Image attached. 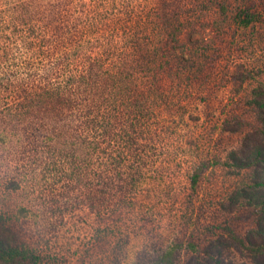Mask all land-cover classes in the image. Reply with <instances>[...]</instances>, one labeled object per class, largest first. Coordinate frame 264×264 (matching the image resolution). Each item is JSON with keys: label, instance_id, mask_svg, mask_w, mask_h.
<instances>
[{"label": "rangeland", "instance_id": "374dc122", "mask_svg": "<svg viewBox=\"0 0 264 264\" xmlns=\"http://www.w3.org/2000/svg\"><path fill=\"white\" fill-rule=\"evenodd\" d=\"M263 100L264 0H0V264H264Z\"/></svg>", "mask_w": 264, "mask_h": 264}, {"label": "trees", "instance_id": "16d2710c", "mask_svg": "<svg viewBox=\"0 0 264 264\" xmlns=\"http://www.w3.org/2000/svg\"><path fill=\"white\" fill-rule=\"evenodd\" d=\"M251 18H247L246 20H242V23L248 24L250 23ZM260 107L264 108V100L259 102ZM262 123L264 125V117L262 118ZM264 133V128H263ZM199 173H195L192 176V182L195 185L198 179ZM32 257L30 252L26 248L20 247L16 245L14 242H5L0 240V259L4 262H13V261H22L27 262L29 258ZM165 258V257H164Z\"/></svg>", "mask_w": 264, "mask_h": 264}]
</instances>
